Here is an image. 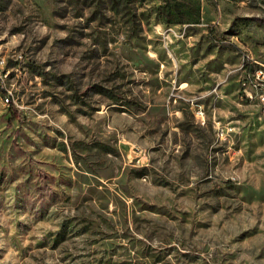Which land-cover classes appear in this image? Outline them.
<instances>
[{
	"label": "rangeland",
	"instance_id": "obj_1",
	"mask_svg": "<svg viewBox=\"0 0 264 264\" xmlns=\"http://www.w3.org/2000/svg\"><path fill=\"white\" fill-rule=\"evenodd\" d=\"M255 68L264 0H0V264H264Z\"/></svg>",
	"mask_w": 264,
	"mask_h": 264
},
{
	"label": "built area",
	"instance_id": "obj_2",
	"mask_svg": "<svg viewBox=\"0 0 264 264\" xmlns=\"http://www.w3.org/2000/svg\"><path fill=\"white\" fill-rule=\"evenodd\" d=\"M244 84H249L250 86L253 87V89H255L256 97L258 98L261 107V112L264 115V92H263L264 71H262V69L259 68L248 70V76H246ZM252 97H253V93H252ZM197 116H204L201 107H199V110L197 111ZM201 118L204 119V117Z\"/></svg>",
	"mask_w": 264,
	"mask_h": 264
},
{
	"label": "bare ground",
	"instance_id": "obj_3",
	"mask_svg": "<svg viewBox=\"0 0 264 264\" xmlns=\"http://www.w3.org/2000/svg\"><path fill=\"white\" fill-rule=\"evenodd\" d=\"M263 71V70H262Z\"/></svg>",
	"mask_w": 264,
	"mask_h": 264
},
{
	"label": "trees",
	"instance_id": "obj_4",
	"mask_svg": "<svg viewBox=\"0 0 264 264\" xmlns=\"http://www.w3.org/2000/svg\"><path fill=\"white\" fill-rule=\"evenodd\" d=\"M251 70V69H250Z\"/></svg>",
	"mask_w": 264,
	"mask_h": 264
}]
</instances>
